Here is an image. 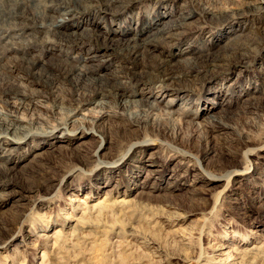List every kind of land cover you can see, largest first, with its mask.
I'll return each instance as SVG.
<instances>
[{
  "label": "rangeland",
  "instance_id": "1",
  "mask_svg": "<svg viewBox=\"0 0 264 264\" xmlns=\"http://www.w3.org/2000/svg\"><path fill=\"white\" fill-rule=\"evenodd\" d=\"M61 1L49 6H65L66 30L84 31L77 38L59 39L41 1L0 0V264L230 259L213 243L239 249L243 264H264V0ZM182 9L193 16L187 31L164 48L148 30L137 35L157 46L138 59L126 42L105 49L98 36L111 38L127 19L135 33L160 13L173 24ZM56 10L49 12L63 14ZM157 54L173 73L202 70L167 80ZM29 59L50 62L55 73L60 60L95 64V76L109 66L107 77L122 88L79 108L98 86L86 82L78 94L59 74L32 75ZM158 93L155 111L145 99ZM178 96L196 104L180 108ZM170 100L176 115L167 112ZM152 166L159 171L147 175Z\"/></svg>",
  "mask_w": 264,
  "mask_h": 264
},
{
  "label": "bare ground",
  "instance_id": "2",
  "mask_svg": "<svg viewBox=\"0 0 264 264\" xmlns=\"http://www.w3.org/2000/svg\"><path fill=\"white\" fill-rule=\"evenodd\" d=\"M32 1H35V2H43V4H45V6H47L48 8H50L51 10H55V7L57 8V12L58 11H63V14L61 13V15H57L55 16L54 14H50L48 8L46 10H42L45 14H46V25L49 26L50 28H52L54 30V32L59 36V39L61 41H65L67 37H70V36H74L75 38H77L78 36H80V34H82L84 31H80V30H75V29H72V28H69V30L72 32V33H69L68 30H66L68 27H66V23L65 21L67 20V17H64L65 14H67V9H65V6L64 5H61V6H55L52 5V6H49L51 4V2H49V0H15V3H17V5L19 4V6H23L27 4V7H28V3L32 2ZM48 1V2H47ZM63 1V0H62ZM61 1V2H62ZM78 2V4L80 6H86L88 8H90L91 6L86 2V0H76ZM109 1V0H108ZM57 2H60V1H57ZM77 2L75 4H77ZM114 2V0H111L109 1V3H112ZM117 3H121V1H116ZM63 3V2H62ZM72 3V2H71ZM12 4V3H10ZM31 4V3H30ZM114 4V3H113ZM33 5V4H32ZM62 7L64 8V10H62ZM119 7V6H118ZM82 9V8H81ZM12 10V9H11ZM89 11V10H88ZM36 13V12H35ZM10 14V13H9ZM14 14V13H12ZM37 14V13H36ZM40 14V13H39ZM208 15L207 16H212V17H215L214 14L212 13H207ZM41 15V14H40ZM34 16V14H33ZM45 16V15H44ZM167 16H169L168 18H166ZM170 16L171 14H168V15H165V13H160L159 15H157L154 19L148 21V23H142V26L141 28L139 29V31H136L135 33H133V29L130 28V23H131V20L130 19H127L126 21V26L127 27H124V26H121V25H118L117 27L115 28H111L110 29V34L112 35L111 38H108L105 34H99V38L102 40L104 46H105V49L106 48H110L112 45H114V40L115 41H124L126 42L125 45V49L127 51L130 52V54L132 56H134V59H138L140 54L144 51L147 52L148 54H152L155 50V48L157 47L155 44L153 45L152 49H150L149 47H146V43L148 41V39H142L140 37H138L137 35H143L144 34V31H147L149 34H151L152 37H156V42L158 43L157 45L159 46H167L169 45L170 43H172L174 41V37L177 36L178 37V34L182 35L184 32L185 29H187V25L189 22H186L188 21L189 19L191 20L193 18L192 16V13L191 12H187V10H180L178 12V15H176V19L173 22V24H170ZM47 18H50V21L47 20ZM69 18V17H68ZM163 19V20H162ZM169 20L168 24H167V21L165 22V20ZM43 20V19H41ZM162 20V21H161ZM163 22H165L163 24ZM160 24H162L160 26ZM45 25V24H43ZM187 27V28H186ZM81 33H80V32ZM182 31V32H181ZM187 31V30H185ZM189 31V30H188ZM145 32V33H147ZM127 34V38H125L124 40V37H122V35H125ZM1 35H4L3 32L1 33ZM0 35V36H1ZM17 35V34H16ZM16 35H10L11 38H14L16 37ZM69 35V36H67ZM19 36V35H18ZM67 36V37H66ZM117 36V37H116ZM189 36V35H188ZM219 35L216 36V41H220ZM115 38V39H114ZM180 38V37H179ZM182 38V37H181ZM117 39V40H116ZM12 40V39H11ZM154 40V39H152ZM150 43V42H149ZM102 44V45H103ZM116 44V43H115ZM4 45V44H3ZM118 45V44H116ZM119 47V46H117ZM116 47V48H117ZM112 48V47H111ZM1 49H3L2 46H0V51ZM178 49V48H177ZM124 50V48L122 49ZM184 52V51H183ZM183 52H181L180 50V53L179 54H182ZM242 52V51H241ZM107 53V52H106ZM145 54V53H144ZM164 54V52H163ZM176 54H178V51L174 52V55H172V57L176 56ZM178 54V55H179ZM186 54V53H185ZM158 56H156L158 59L157 61L155 62V65H156V70L158 71V73L160 74H163L164 78H166L167 80H170V81H176L177 79H181V77H183L182 75H184L183 73L186 71V73H189V74H195V73H198L200 72L202 69L201 68H188L186 69L184 72L182 73H173L171 71V66L174 64L172 63V61L170 59H164V58H161V55L160 54H157ZM177 55V56H178ZM190 55V54H189ZM240 55V53H239ZM142 56V55H141ZM12 57V56H11ZM145 57V56H144ZM19 58V57H18ZM34 58V57H33ZM93 58V57H92ZM21 59V58H20ZM23 59V58H22ZM56 59V58H55ZM186 60H184V62H189L191 61V58H185ZM50 60V59H49ZM53 60V59H51ZM178 60V59H177ZM181 60V59H180ZM195 60V58L193 59ZM155 61V60H153ZM199 61V60H198ZM9 62V61H8ZM57 62V60H56ZM215 62V61H214ZM13 63V62H12ZM27 63V68L29 69V72L32 74V75H44L46 74V79L47 78H51L53 81L60 79L58 78V76L60 75L63 76L64 78V82H69L76 91H78V94H80V90L79 89L81 86L83 87V85L86 84V82H90V83H94L96 86H98V91L94 94V95H87L89 97L85 98L83 96H81L80 98V102H79V108L87 105L88 103H92V102H97V100L99 101H103L104 98L110 94L112 95H117V93H115L116 89H117V83L116 85H113L112 84V81L110 80V78L107 77V74L109 73L108 71L106 70H109L111 67L109 66H104L102 67V70L103 73H101L99 76H95L93 75L92 73L95 72V70L98 69V66H96L95 64H82V65H75L73 64L72 62H68V61H58L57 62V65H58V72L55 73L54 70L52 69H48V66L47 65L48 61H42V60H33V59H29L26 61ZM54 63V61H53ZM133 63V62H132ZM138 62L136 61V66H138L137 64ZM52 64V63H51ZM50 64V65H51ZM135 64V63H134ZM202 64V62H201ZM218 64V63H217ZM4 65V63L2 64V66ZM10 65V64H9ZM123 65V64H122ZM190 65V64H189ZM198 65V63H197ZM206 65V64H204ZM203 65V66H204ZM213 65V64H212ZM194 67V65L192 66ZM56 68V67H55ZM118 68V67H117ZM133 67H130V69L126 68V71H130L131 74H136V71L133 72L132 70ZM177 68V67H176ZM218 68V67H217ZM135 69V68H134ZM111 70V69H110ZM114 70V69H113ZM117 70V69H115ZM114 70V71H115ZM155 70V71H156ZM180 70V69H179ZM128 71V73H129ZM153 71V70H152ZM174 71V70H173ZM181 71V70H180ZM113 72V71H112ZM117 72V71H116ZM179 72V71H178ZM114 73V72H113ZM123 73V72H122ZM153 73V72H152ZM156 73V72H155ZM59 74V75H57ZM154 74V73H153ZM112 75V74H111ZM155 75V74H154ZM110 76V75H109ZM117 76V74H116ZM121 76V75H119ZM190 76V75H189ZM196 76V75H195ZM194 76V77H195ZM124 77V76H123ZM125 78V77H124ZM154 79V78H153ZM193 79V78H192ZM203 79V78H202ZM121 80V79H120ZM127 80V79H126ZM191 80V79H190ZM71 81V82H70ZM52 82V81H51ZM184 82V81H183ZM58 83V82H56ZM63 83V82H61ZM127 83V82H126ZM118 84H121V83H118ZM125 84V83H124ZM60 85V84H59ZM122 85V84H121ZM58 86V85H56ZM80 86V87H79ZM59 87V86H58ZM71 87V88H73ZM120 88H122V86H118ZM97 88V87H96ZM83 89V88H82ZM14 91V90H13ZM95 91V90H93ZM84 92V91H83ZM86 92V91H85ZM92 92V91H91ZM170 93V91H168ZM166 90L164 91V93H168ZM264 92V91H263ZM164 93H158L155 97H152V95H150L148 98L145 99V102H147V104L155 111H157L159 108H158V100H160L159 98H161L163 96ZM72 94V93H71ZM85 94V93H84ZM82 94V95H84ZM93 94V93H92ZM208 94H211V92H209ZM76 95V94H75ZM123 93L121 92L120 96H122ZM214 96L215 95H223L224 97L226 96L224 93H214L213 94ZM79 96V95H78ZM77 97V96H76ZM117 97V96H116ZM210 97V95H208L206 98ZM75 98V97H74ZM74 98H71V99H74ZM158 98V99H157ZM179 99V103H175V105L180 106V108H183V109H188V107H192L194 106V104L196 103H193L192 100H188V99H185L183 97H177ZM65 99V98H64ZM123 100V99H122ZM204 100V99H203ZM202 100V101H203ZM74 101V100H73ZM135 100H123V104H129V102H134ZM171 103L167 102L166 103V106H167V112L170 114V115H176L179 113V111L175 108V110L173 109H170L169 108V105H173V102L172 100H170ZM62 102V101H61ZM71 102V101H70ZM65 104V103H64ZM101 104H105V103H101ZM62 105V104H61ZM202 106L199 107V109L201 110ZM164 109V108H162ZM166 109V108H165ZM186 109V110H187ZM203 109V108H202ZM204 110V109H203ZM222 110H227V109H222ZM184 111L181 110V114L183 113ZM200 113H198L197 115H199ZM101 118V117H100ZM97 120V119H96ZM95 121V120H94ZM13 123H10L9 126H12ZM17 128H10L9 130H5L4 132H11L12 134H15V131H16ZM146 144V143H145ZM120 165H117L116 167H119ZM135 167L139 166V164H134ZM132 166V167H134ZM153 167V166H152ZM153 169V170H151ZM118 170V169H117ZM156 171H159L158 169H155L154 167L153 168H150L149 172L150 173H147V175L149 174H155ZM135 179V178H134ZM124 198L121 199L119 202H122L124 204ZM118 202V203H119ZM127 203V202H126ZM99 204V203H98ZM101 204V202H100ZM96 205L95 204V208H96ZM89 210V209H88ZM93 210V208H92ZM91 210V211H92ZM56 232V231H55ZM54 232V233H55ZM58 233H56L57 235ZM54 235V234H53ZM50 237V236H49ZM213 251L219 255H224V256H228V259L227 261H223L222 264H243V260L242 259H239V256H236L240 253L239 249L235 248L234 246L232 245H229L227 243H213ZM232 258V259H231Z\"/></svg>",
  "mask_w": 264,
  "mask_h": 264
}]
</instances>
